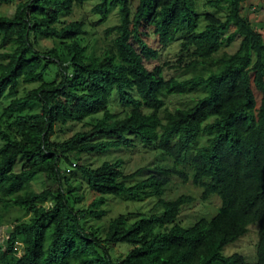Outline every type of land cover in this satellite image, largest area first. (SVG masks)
Returning <instances> with one entry per match:
<instances>
[{
  "label": "trees",
  "instance_id": "16d2710c",
  "mask_svg": "<svg viewBox=\"0 0 264 264\" xmlns=\"http://www.w3.org/2000/svg\"><path fill=\"white\" fill-rule=\"evenodd\" d=\"M85 1L0 0L15 5L0 15V210L17 213L0 264H264V37L244 0H96L93 25L118 18L100 50L82 21L63 20ZM175 43L173 60L146 68ZM187 94L197 98L168 108ZM69 125L81 128L60 138ZM120 149L149 150L153 167L79 163ZM172 178L217 196L216 213L182 226L193 197L166 199ZM108 198L154 205L106 220ZM253 225L254 262L226 255Z\"/></svg>",
  "mask_w": 264,
  "mask_h": 264
},
{
  "label": "rangeland",
  "instance_id": "374dc122",
  "mask_svg": "<svg viewBox=\"0 0 264 264\" xmlns=\"http://www.w3.org/2000/svg\"><path fill=\"white\" fill-rule=\"evenodd\" d=\"M132 6H135L137 3V0H131ZM96 3V0H86L82 6L75 7L74 13L70 17H66L63 20L68 21H82L84 23V29L88 32V35L86 36V40L88 43H92L94 40H96L97 44V50L103 49L108 47V43L111 37L113 36H107L104 35V30L107 27L113 26L117 24L118 18L116 12H112L109 16V20L104 25L96 26L93 25L95 22H97V16H95L92 13V8L94 7V4ZM14 4V3H13ZM15 5H0V15H7L11 16L14 12ZM242 14L248 18L253 28L259 30L263 37H264V0H244L242 3ZM232 30L229 31L231 33ZM240 38H236L232 44L228 47L223 48L222 52H226L228 54H232L236 51L238 44H239ZM40 45L42 47H51L52 43L49 41H41ZM178 52V45L172 44L166 49L161 50L160 52V59L154 60L152 63L146 64V68L151 69L154 66H157L158 64H163L165 62H169L174 59L175 54ZM172 69V68H171ZM169 69L167 67L164 68V76L169 78L171 76H177L180 73L175 72L174 69ZM196 94H187V95H173L168 98L167 100V106L170 110H173L176 107H182L188 105L193 99H196ZM119 110V107H114V111L117 112ZM81 128V125H69L66 127L65 135H61L60 138H68L72 136L77 130ZM111 152V151H110ZM122 159L124 161L123 164V171L126 174L133 173L135 170L139 168H152L153 165L151 164L153 162L154 154L149 152H144L143 149H134L131 152L128 150L120 149L119 151H112L109 155H106L105 157H97V156H83L82 160L79 163L82 164H91L90 166L93 168H96L100 166L101 162L103 160H113V159ZM166 165L171 166V161H165ZM70 170V171H69ZM186 172H190V170H187V168H184ZM69 174H74L75 171L73 169H68ZM146 172H144V175ZM43 185L39 184V182L36 183V188H40V190L44 189L42 188ZM81 193V191L79 192ZM190 195L193 197V201L190 204H187L184 206L179 214L178 221L179 223L184 226L188 227L192 225L197 219L201 217H211L216 213L218 208L220 207V199L217 196H211L208 200L203 201L201 199V189L194 186L191 181L183 182L179 178H172L171 183L167 187L166 199H175L179 195ZM94 195L87 192L84 194V198L79 203L80 207L87 208L89 203L93 200ZM154 205V201L147 200L143 202L142 204H132V203H120L116 199L108 198L107 204L103 207L104 210L107 212L106 220L116 216L118 213H126L131 211H136L140 208L142 212L149 211ZM0 213L1 210H0ZM17 215L16 212H10V213H2L1 217H3L2 223L0 224V248H3L5 246L6 237L8 235V231L10 229V223L13 221L14 216ZM105 223L104 221H100L99 224L103 225ZM257 232L258 228L257 226L253 225L248 228V231L245 236L240 238L235 243L229 245L225 248L224 253L226 255H230L233 253H238L242 255L246 262L253 263L255 260V246L257 243ZM116 255H121L124 253L123 247H116L113 251Z\"/></svg>",
  "mask_w": 264,
  "mask_h": 264
}]
</instances>
